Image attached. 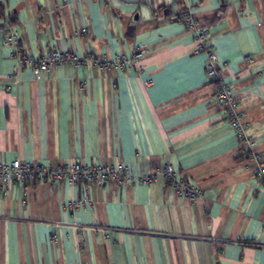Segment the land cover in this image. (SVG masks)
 Segmentation results:
<instances>
[{"label": "crops", "instance_id": "obj_1", "mask_svg": "<svg viewBox=\"0 0 264 264\" xmlns=\"http://www.w3.org/2000/svg\"><path fill=\"white\" fill-rule=\"evenodd\" d=\"M10 23L35 56H138L35 76L5 44ZM208 51L264 155V0H0V161L80 158L155 174L91 186L79 208L70 203L84 189L67 180L27 192L0 183V264H264V183L215 103ZM168 163L202 195L181 197Z\"/></svg>", "mask_w": 264, "mask_h": 264}, {"label": "built area", "instance_id": "obj_2", "mask_svg": "<svg viewBox=\"0 0 264 264\" xmlns=\"http://www.w3.org/2000/svg\"><path fill=\"white\" fill-rule=\"evenodd\" d=\"M179 18L195 30L198 50L206 49L208 34L203 28L197 26L196 18L191 13L186 12L180 13ZM83 32H86V30L83 29ZM4 36L6 46L11 49V55L18 57L20 66H29L35 76L49 72L64 64L99 66L102 69L113 67L124 68L132 64L138 56V53H135L132 57L117 55L114 59H106L94 53H86L79 56L75 51L62 50L58 47L49 49L40 56H35L24 52L21 31L14 24H8ZM206 69L208 77L215 87V103L221 107L223 114L228 119L231 128L240 142L239 153L251 156L257 166L254 175L258 181L264 183V155L255 150L256 142L254 136L248 131V124L244 115L239 110L238 99L221 76L218 57L213 51H208ZM162 174L168 184L174 187L181 197L194 201L202 195L201 188L184 180L175 170L172 163L164 166ZM154 178L155 174L136 175L128 170L123 163H88L80 158L59 166H54L51 163H32L21 159L11 162L0 161V183L2 185L16 183L25 192L34 183L43 180L52 183L67 180L72 184L82 185L84 198L72 201L70 205L74 208L91 206V201L89 200V188L91 186H101L106 183L123 185L133 182L134 179H138L143 183H151ZM51 237L56 240L52 234Z\"/></svg>", "mask_w": 264, "mask_h": 264}]
</instances>
